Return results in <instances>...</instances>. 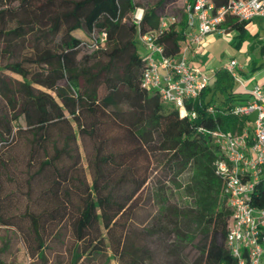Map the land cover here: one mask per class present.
<instances>
[{"label":"trees","instance_id":"1","mask_svg":"<svg viewBox=\"0 0 264 264\" xmlns=\"http://www.w3.org/2000/svg\"><path fill=\"white\" fill-rule=\"evenodd\" d=\"M211 1L219 7L227 0ZM45 2L48 12L40 6ZM137 8L133 0H0V27L9 22L0 33L1 226L17 227L43 261L56 242L69 264H96L98 257L100 264H147L151 243L166 264H238L227 247L231 212L212 135L248 130L252 117L236 109L250 95L237 90L225 68L184 100L183 113L142 89L139 36L158 32L161 17L147 8L130 22ZM165 20L156 42L177 57L187 46L185 17ZM249 23L228 19L223 26L240 45ZM80 47L92 52L68 66L67 55ZM21 146L28 228L14 216L4 219L18 192L3 187L13 182L7 172ZM34 204L42 209L37 216L29 212ZM250 204L264 208V189ZM137 222L142 248L128 239Z\"/></svg>","mask_w":264,"mask_h":264},{"label":"built area","instance_id":"2","mask_svg":"<svg viewBox=\"0 0 264 264\" xmlns=\"http://www.w3.org/2000/svg\"><path fill=\"white\" fill-rule=\"evenodd\" d=\"M183 11L187 46L177 57L166 55L156 42L167 20L161 18L158 32L139 36L145 62L141 88L180 113L184 112L185 99L195 98L213 81V75L190 65L189 49H198L212 34L225 35L223 24L228 19L251 22L264 18V0H227L219 7L211 0H189ZM140 18L136 16L135 22ZM235 66L236 62L230 61L224 68L238 80ZM236 111L253 115L248 130L239 136L221 132L212 135L221 150L215 171L223 182L231 212L226 242L238 264H264V208L250 204L257 188L264 189V88L255 87L249 100Z\"/></svg>","mask_w":264,"mask_h":264},{"label":"rangeland","instance_id":"3","mask_svg":"<svg viewBox=\"0 0 264 264\" xmlns=\"http://www.w3.org/2000/svg\"><path fill=\"white\" fill-rule=\"evenodd\" d=\"M8 1V0H7ZM189 0H133V2L138 6V8L135 10V13L131 16H129L130 22L131 20H134L136 16L142 15V12L147 8H156V12L158 15L163 18H171L175 17L178 20H184V7L186 3ZM42 10L46 9V11H50L49 7L50 4L48 2H45V4L41 5ZM40 10V9H39ZM29 12V11H28ZM257 22H252V24H256ZM252 24L250 26H252ZM9 25V22L6 24H3L0 27V33L2 30L6 29ZM225 29V27L223 26ZM251 31H247L246 35L244 36V40L240 43L241 49L237 50L233 47L231 38L235 37L236 32L233 31L229 35L225 36L220 34H212L211 36H214L216 39V46L211 50L212 55L214 56L216 63H226L229 61L230 57H236L237 59H241L244 54L248 58H255V52L257 53V50L254 51V49L251 48L250 45H252L253 41L250 37ZM78 38H80L84 42H88L87 38L82 33L76 34ZM229 38V39H228ZM236 40V39H234ZM3 47L2 44V38L0 35V50ZM254 48V47H253ZM245 51V52H244ZM92 52V49L90 47H80L76 52L72 53L71 55H67L66 58V64L68 66L76 65L80 59L84 56V54H88ZM140 52H143L140 49ZM245 56V55H244ZM0 64L1 62L0 58ZM217 65V64H215ZM4 74L11 76L15 79L20 80V77L10 74L9 72H4ZM16 125V124H15ZM19 125H23L22 120L19 121ZM17 153V161L15 165L13 166L9 176L11 175V178L13 182H9L4 184V191H14L18 192L16 193L12 207H7L5 209L4 213V219L14 216V220L18 223L23 224L27 228L29 227L30 220L29 218L22 219L23 216L26 213V207L28 205V199L24 196V194L28 191V186L25 184L26 179L28 178V175L25 174L27 170L26 166V160L23 157L24 149L23 147H17L16 148ZM84 168H86L85 162H83ZM15 167V170L13 168ZM2 174V180L5 181V174ZM87 178L90 180V176L87 171ZM146 193L143 195V199L145 198ZM42 209L38 205H32L29 212L35 214V216L39 215L41 213ZM139 215V213H137ZM141 215V213H140ZM139 215V217H141ZM132 229L129 233V241L135 245L137 248H142L144 244H146V241H144V238L141 235L142 225L137 222V224L131 225ZM4 240H7L6 244V250L3 251L0 254V259L5 264H69V255L66 251V249L62 248L60 245L56 244V242L50 243V250H45V261L39 260L37 257H33L30 253V250L28 248L27 243L25 242L24 238L21 236L19 230L17 227H11V228H4L1 226L0 223V248L4 245ZM149 246L151 247V263L146 262L147 264H166L165 259L163 257V253L159 248L153 247L151 243H149ZM104 260L103 257L96 258V261L94 263L100 264ZM85 264H93L92 262H86ZM110 264H115V261H111Z\"/></svg>","mask_w":264,"mask_h":264},{"label":"crops","instance_id":"4","mask_svg":"<svg viewBox=\"0 0 264 264\" xmlns=\"http://www.w3.org/2000/svg\"><path fill=\"white\" fill-rule=\"evenodd\" d=\"M252 22H257L252 24ZM252 24V26H250ZM251 31L250 37L252 38L251 48L255 52V58H248L246 54L241 59L236 57H230L226 63H216L211 50L216 46V39L214 36H207L205 41L198 47V49H189L188 60L192 67L202 71L208 75H213L219 68H224L230 63L235 61V71L237 72L238 80H236V88L240 91L245 98H248L250 92L255 87L264 88V18H259L251 21L247 26V31ZM225 36L229 35L233 31L227 32L225 30ZM223 35V34H220ZM236 36V35H235ZM229 39V38H228ZM232 37L233 47L237 50L241 49V45H237L238 39ZM254 47V48H253ZM245 52V51H244ZM217 64V65H215ZM253 118V115H251Z\"/></svg>","mask_w":264,"mask_h":264}]
</instances>
